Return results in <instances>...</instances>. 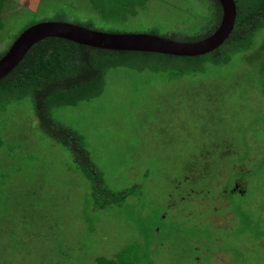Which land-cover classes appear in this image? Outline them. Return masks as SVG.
I'll return each mask as SVG.
<instances>
[{"label":"rangeland","instance_id":"1","mask_svg":"<svg viewBox=\"0 0 264 264\" xmlns=\"http://www.w3.org/2000/svg\"><path fill=\"white\" fill-rule=\"evenodd\" d=\"M211 16L210 0H0V53L42 22L171 39ZM52 116L135 192L97 209L32 98H0V264H264V29L221 66L127 55L99 97Z\"/></svg>","mask_w":264,"mask_h":264},{"label":"trees","instance_id":"2","mask_svg":"<svg viewBox=\"0 0 264 264\" xmlns=\"http://www.w3.org/2000/svg\"><path fill=\"white\" fill-rule=\"evenodd\" d=\"M210 1V24L193 35L174 33L171 39L179 42H197L210 37L219 28L223 18L220 2ZM235 1L237 18L234 30L222 46L210 53L197 57H176L157 53L103 50L66 39L47 38L35 44L21 63L0 81V98L31 97L43 132L70 150L77 168L90 181L95 207L107 209L114 204H122L135 192V187L120 192L110 189L103 173L92 160L83 137L72 128L56 121L52 110L99 97L105 89L109 70L120 65L121 59L127 55L157 54L189 62L207 59V62L213 65L227 64L233 53L249 49L257 33L264 29V0H252L248 4H245V0ZM61 18L63 19V16ZM77 25L89 28L86 25ZM9 48L0 53V59ZM191 70L187 72H192ZM109 264L115 262L111 261Z\"/></svg>","mask_w":264,"mask_h":264},{"label":"water","instance_id":"3","mask_svg":"<svg viewBox=\"0 0 264 264\" xmlns=\"http://www.w3.org/2000/svg\"><path fill=\"white\" fill-rule=\"evenodd\" d=\"M218 1L223 9L219 28L210 37L197 42H179L151 34L102 32L60 21L32 25L20 34L0 59V81L21 63L35 44L47 38L66 39L80 45L111 51L157 53L176 57L205 55L216 50L229 39L236 23V1Z\"/></svg>","mask_w":264,"mask_h":264},{"label":"flooded vegetation","instance_id":"4","mask_svg":"<svg viewBox=\"0 0 264 264\" xmlns=\"http://www.w3.org/2000/svg\"><path fill=\"white\" fill-rule=\"evenodd\" d=\"M242 186L243 184L240 181H235L232 188L230 189V192L244 195L246 194L245 193L246 191L242 189L243 188ZM191 192L193 191L191 190ZM188 196L190 195L188 194Z\"/></svg>","mask_w":264,"mask_h":264}]
</instances>
